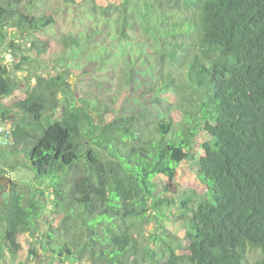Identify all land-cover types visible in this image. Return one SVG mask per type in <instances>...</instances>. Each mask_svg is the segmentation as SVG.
Listing matches in <instances>:
<instances>
[{
    "label": "trees",
    "instance_id": "1",
    "mask_svg": "<svg viewBox=\"0 0 264 264\" xmlns=\"http://www.w3.org/2000/svg\"><path fill=\"white\" fill-rule=\"evenodd\" d=\"M21 1L0 0V52L13 61L0 57V121L12 126L0 176L22 154L49 187L26 197L11 180L0 261L264 264V0H64L74 16L58 42L72 63L33 77L22 72L25 52H46L41 32L62 15ZM88 41L102 47L80 50ZM114 49L123 61L100 78ZM78 68L84 87L75 91L67 74ZM17 71L34 83L21 97ZM185 162L204 189L166 196ZM4 190L0 182V200ZM44 211L56 224L34 236ZM170 215L185 226L184 245L163 223ZM147 216L160 225L141 243L136 226ZM24 233L34 236L26 259Z\"/></svg>",
    "mask_w": 264,
    "mask_h": 264
},
{
    "label": "rangeland",
    "instance_id": "2",
    "mask_svg": "<svg viewBox=\"0 0 264 264\" xmlns=\"http://www.w3.org/2000/svg\"><path fill=\"white\" fill-rule=\"evenodd\" d=\"M26 1L28 0H22L21 3H25ZM31 1H33L34 4H36L34 5V11L35 9H37L35 11L36 13L39 14V13L46 12V13L61 14L62 17L58 19L60 21L59 27L57 28L51 27V28H48L46 31L41 32L42 36L50 38L51 47L48 50H46V52H43L41 55H38L37 53L30 52V51L25 52L26 55L28 54V56L30 57L31 61L29 62L30 65H26L22 72H25L26 74L28 73L29 77H33L34 76L33 72H36L38 74H48V73L53 74V73H57L58 71H63L61 70L62 67L65 65L71 64L72 61L71 60L69 61L68 59L69 51L66 52L65 48H63V46L59 44L58 40L62 37V33L64 34V31H67L68 29H70L68 25V19L69 17H73L74 14L69 13V16L65 15L66 8H64V6L66 4L64 0H31ZM97 1L99 3H103V0H97ZM20 9L21 8L18 7V10ZM76 25H77V30H79L81 25H79L78 23ZM100 43L99 42L89 43V41L82 42L81 43L82 46L80 47V50H83V51L87 50V52L89 53L93 52L94 49L102 47ZM88 47H90V49H87ZM116 48L117 47H115V49ZM115 49L113 50L112 53L106 55V60L104 61V63L106 64V67L101 68V70L98 69V72L101 73L100 78L103 77L104 73L108 71V68H110V66L113 65V63L114 64L121 63L122 55L119 54ZM73 54H74V51H73ZM97 54L99 58L101 59L105 58V55L101 53L100 50L97 51ZM2 56L5 58L7 64H10L9 66H11L13 61L11 60L10 56L7 54H4L3 51L0 52V57ZM94 61H96L97 63L99 62L97 59H95ZM87 68L89 70L88 74H94V71L91 69V67L88 66ZM92 68H94V66ZM104 68H106L105 71H104ZM73 70L74 71L67 74V79L69 83L71 84V86L73 87V89L75 91H79V88L84 87V86H81V83H78L77 81H79L81 77H85V76H83L82 73H80L81 69L78 68V69H73ZM20 71H17L15 74L16 78L19 80V84H17V87L14 91V94L16 95V97L23 96L25 94V91L29 89L30 87H32L34 84L32 81L30 83L26 81L24 78V75L20 73ZM83 81L86 82L85 86L88 85L85 78L83 79ZM107 85L104 84V87L102 88H105V87L107 88L108 87ZM91 90L92 92H95V88L93 85L91 86ZM3 102L5 104H8L10 102V98L9 97L4 98ZM172 115L175 117V121L181 120V115L179 113L174 112ZM10 117H13V114H11ZM3 156L6 160H12L13 158V155H11L10 153L3 154ZM16 158L20 160L19 161L20 163L17 166L18 168L16 167V169L11 172L8 170L9 168L8 164L4 163L6 164L5 168L9 171V172L7 171V173H4V175L18 183V188L22 192L23 196L31 197L32 195L35 194L36 197H39L38 190H48L47 189V187H49L48 180L35 179L33 173L28 168L22 165L26 163V159L22 154H17L15 156V159ZM155 180L161 185L166 184V179L162 176L157 177ZM173 187H175V189H172L171 185L168 186L169 190L165 194L166 196L169 197L172 194H176L179 191H183L191 187L195 188L198 192H201L204 189L203 184L197 179L193 171L192 162L182 163L178 167V174L173 182ZM10 190H11V186H10ZM10 190L2 191L3 196H2V200H0V203L3 201L4 198H6L7 196L6 192ZM171 210L173 212H176L177 208L173 207ZM172 217L173 216L170 215L169 219L165 220L163 223H165V226H167V229L169 231L175 234V236L177 237V240L182 242V244L184 245L186 243L185 238H184L185 226L181 224L179 220L172 219ZM55 218L56 217H54L53 219L55 220ZM53 219H52V214H50L48 211H44L42 215L37 219L39 228L33 233V235L37 236L45 229H48L50 224L55 225L56 223H54ZM143 225H144V228L142 230ZM159 225H160V222L156 220L154 217H150V216L145 217L144 220L141 221V223H137L136 230L141 231L139 233L140 234L139 242L141 243L145 242V238H147L148 236V231H147L148 227L149 228L153 227V230L155 229L158 230ZM33 235H31L30 233L29 234L24 233L21 236V242L23 245V249L21 251L20 256L22 259H26L31 242H33V237H34ZM35 240H38V239H35ZM179 252L185 255L190 254V251L186 249L185 247L180 249ZM9 259L10 258H7V259L5 258V260L4 259L1 260L0 264H3L4 261L6 263H10L11 261ZM32 262L33 260L30 261V263Z\"/></svg>",
    "mask_w": 264,
    "mask_h": 264
},
{
    "label": "built area",
    "instance_id": "3",
    "mask_svg": "<svg viewBox=\"0 0 264 264\" xmlns=\"http://www.w3.org/2000/svg\"><path fill=\"white\" fill-rule=\"evenodd\" d=\"M12 126L9 122L0 121V144L9 145L12 143Z\"/></svg>",
    "mask_w": 264,
    "mask_h": 264
},
{
    "label": "water",
    "instance_id": "4",
    "mask_svg": "<svg viewBox=\"0 0 264 264\" xmlns=\"http://www.w3.org/2000/svg\"><path fill=\"white\" fill-rule=\"evenodd\" d=\"M0 182L2 183L5 190H10L11 179L9 177L1 175Z\"/></svg>",
    "mask_w": 264,
    "mask_h": 264
}]
</instances>
